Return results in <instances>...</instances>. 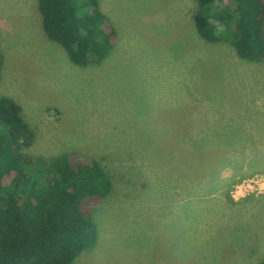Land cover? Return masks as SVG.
Returning a JSON list of instances; mask_svg holds the SVG:
<instances>
[{
	"label": "rangeland",
	"instance_id": "obj_1",
	"mask_svg": "<svg viewBox=\"0 0 264 264\" xmlns=\"http://www.w3.org/2000/svg\"><path fill=\"white\" fill-rule=\"evenodd\" d=\"M99 1L117 42L78 67L37 0H0V96L34 129L28 152L88 155L114 184L73 264H261L264 62L203 40L197 0Z\"/></svg>",
	"mask_w": 264,
	"mask_h": 264
},
{
	"label": "trees",
	"instance_id": "obj_2",
	"mask_svg": "<svg viewBox=\"0 0 264 264\" xmlns=\"http://www.w3.org/2000/svg\"><path fill=\"white\" fill-rule=\"evenodd\" d=\"M37 1L46 37L74 65L88 67L115 48L116 31L99 0ZM194 23L206 42L228 43L240 59L264 62V0H197ZM3 61L0 50V79ZM35 141L22 106L0 96V264H73L97 245L94 213L114 184L88 155L33 156Z\"/></svg>",
	"mask_w": 264,
	"mask_h": 264
},
{
	"label": "crops",
	"instance_id": "obj_3",
	"mask_svg": "<svg viewBox=\"0 0 264 264\" xmlns=\"http://www.w3.org/2000/svg\"><path fill=\"white\" fill-rule=\"evenodd\" d=\"M231 130H232V129L229 128V132H228L229 134L227 135V137H230V134H231V136H233V134L230 133ZM233 131H234V132H233ZM232 132H233V133H238L237 130H232ZM236 136H238V135L236 134ZM227 143H228V141L225 140V143H221L220 145H224V144L226 145Z\"/></svg>",
	"mask_w": 264,
	"mask_h": 264
},
{
	"label": "clouds",
	"instance_id": "obj_4",
	"mask_svg": "<svg viewBox=\"0 0 264 264\" xmlns=\"http://www.w3.org/2000/svg\"><path fill=\"white\" fill-rule=\"evenodd\" d=\"M214 23H215L216 29L218 31H223V25L222 24H220L219 22H214Z\"/></svg>",
	"mask_w": 264,
	"mask_h": 264
},
{
	"label": "built area",
	"instance_id": "obj_5",
	"mask_svg": "<svg viewBox=\"0 0 264 264\" xmlns=\"http://www.w3.org/2000/svg\"><path fill=\"white\" fill-rule=\"evenodd\" d=\"M240 193V192H239Z\"/></svg>",
	"mask_w": 264,
	"mask_h": 264
}]
</instances>
